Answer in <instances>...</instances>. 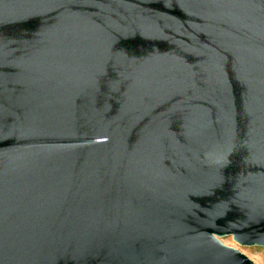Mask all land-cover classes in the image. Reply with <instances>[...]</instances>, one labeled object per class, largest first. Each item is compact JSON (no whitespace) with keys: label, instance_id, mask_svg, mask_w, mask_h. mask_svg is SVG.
<instances>
[{"label":"water","instance_id":"obj_1","mask_svg":"<svg viewBox=\"0 0 264 264\" xmlns=\"http://www.w3.org/2000/svg\"><path fill=\"white\" fill-rule=\"evenodd\" d=\"M264 0H0V264H254Z\"/></svg>","mask_w":264,"mask_h":264},{"label":"rangeland","instance_id":"obj_2","mask_svg":"<svg viewBox=\"0 0 264 264\" xmlns=\"http://www.w3.org/2000/svg\"><path fill=\"white\" fill-rule=\"evenodd\" d=\"M226 245L235 247L246 254L254 264H264V247L261 246H243L237 243L232 236L220 238Z\"/></svg>","mask_w":264,"mask_h":264}]
</instances>
